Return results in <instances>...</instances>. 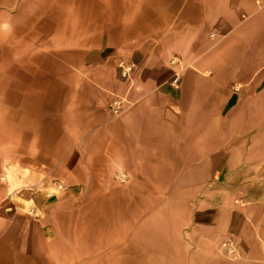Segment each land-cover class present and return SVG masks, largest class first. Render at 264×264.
I'll return each instance as SVG.
<instances>
[{
  "label": "rangeland",
  "instance_id": "1",
  "mask_svg": "<svg viewBox=\"0 0 264 264\" xmlns=\"http://www.w3.org/2000/svg\"><path fill=\"white\" fill-rule=\"evenodd\" d=\"M43 9L42 57L22 58L17 40L11 72L0 71V102H11L0 111V264H175V238H188L175 224L186 164L153 161L182 148L139 154L138 122L146 142L156 137L136 76L169 71V84L188 83L193 107L221 86L240 93L243 75L264 67V0H45ZM58 182L68 189L43 214V192Z\"/></svg>",
  "mask_w": 264,
  "mask_h": 264
},
{
  "label": "crops",
  "instance_id": "2",
  "mask_svg": "<svg viewBox=\"0 0 264 264\" xmlns=\"http://www.w3.org/2000/svg\"><path fill=\"white\" fill-rule=\"evenodd\" d=\"M253 71L250 79L243 75L246 85L240 93L221 86L195 107L187 100L188 83L173 88L169 71L136 76L153 120L148 131L156 137L146 142V129L138 122L139 154L144 157L147 145L155 156L160 146L182 148L179 158L173 149L167 160L153 161L186 164L176 176V193L185 197L179 201L184 213L175 214V224L188 238H175V264H264V67ZM130 116H124L128 122ZM50 189L48 184L45 205H39L43 214L68 188L52 198L46 194ZM17 204L19 212L23 202ZM20 220L31 221L26 214ZM227 237L237 242V261L217 251Z\"/></svg>",
  "mask_w": 264,
  "mask_h": 264
},
{
  "label": "bare ground",
  "instance_id": "3",
  "mask_svg": "<svg viewBox=\"0 0 264 264\" xmlns=\"http://www.w3.org/2000/svg\"><path fill=\"white\" fill-rule=\"evenodd\" d=\"M12 1L0 0V50L2 51L0 71L2 73L11 72V49L14 41L18 40V44L27 47V50L22 49V52H20L21 56L24 54L22 58L32 59L37 57L40 59L44 52V44L48 34L45 33L42 24L44 15H47L45 9H43L45 0H15L14 5ZM58 1L61 2V0ZM62 1L75 2V0ZM57 9L60 10V7L58 6ZM2 24L7 26L4 27V32L1 29ZM27 59L24 61H27ZM3 77L5 76L0 77V81L4 80ZM6 97H3L2 104L0 102V111L7 110L5 107L7 100V104H11L9 97L7 99ZM40 103L42 104V101ZM19 206L20 204L14 205L16 211L19 210Z\"/></svg>",
  "mask_w": 264,
  "mask_h": 264
},
{
  "label": "built area",
  "instance_id": "4",
  "mask_svg": "<svg viewBox=\"0 0 264 264\" xmlns=\"http://www.w3.org/2000/svg\"><path fill=\"white\" fill-rule=\"evenodd\" d=\"M133 67H134L133 65H130V66H127L124 64L120 65V68H123L125 73H129ZM171 85L173 86V88H178L179 86L178 76L174 78ZM115 108H117L116 103L114 104V106H112V109H115ZM65 189H66L65 184L63 182H58L55 184V186H53L51 191H48L47 195L49 198H52L56 196L59 192L64 191ZM30 215L33 216L34 218L40 217L39 211L36 210L35 208H31ZM220 250L222 254L224 255V257L229 261H237L239 259L238 245H237L236 240L232 237L225 238V240L220 245Z\"/></svg>",
  "mask_w": 264,
  "mask_h": 264
},
{
  "label": "clouds",
  "instance_id": "5",
  "mask_svg": "<svg viewBox=\"0 0 264 264\" xmlns=\"http://www.w3.org/2000/svg\"><path fill=\"white\" fill-rule=\"evenodd\" d=\"M5 27H7V26H5Z\"/></svg>",
  "mask_w": 264,
  "mask_h": 264
}]
</instances>
